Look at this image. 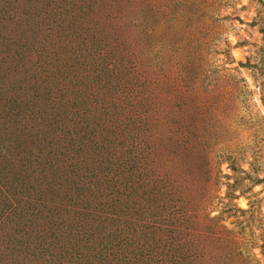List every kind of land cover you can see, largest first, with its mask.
<instances>
[{"label":"rangeland","instance_id":"rangeland-1","mask_svg":"<svg viewBox=\"0 0 264 264\" xmlns=\"http://www.w3.org/2000/svg\"><path fill=\"white\" fill-rule=\"evenodd\" d=\"M0 264H264V0H0Z\"/></svg>","mask_w":264,"mask_h":264}]
</instances>
